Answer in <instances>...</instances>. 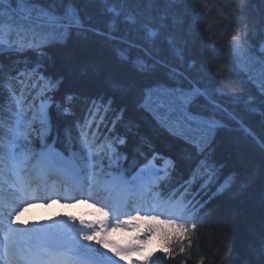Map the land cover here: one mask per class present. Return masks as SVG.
Listing matches in <instances>:
<instances>
[{"label": "trees", "instance_id": "16d2710c", "mask_svg": "<svg viewBox=\"0 0 264 264\" xmlns=\"http://www.w3.org/2000/svg\"><path fill=\"white\" fill-rule=\"evenodd\" d=\"M28 6L62 19L52 25L36 12H20L16 0L0 4L1 24L31 25L50 38L0 50V84L26 92L31 105L43 82L32 87L39 78L32 71L23 84L15 77L39 66L45 80L59 81L47 93L54 99L51 138L75 144L83 130L99 143L124 136L116 168L128 173L155 152L174 161L158 189L174 203L183 196L189 231L168 242L156 234L153 261L264 264V0H30ZM69 6L71 21L64 18ZM10 113L0 87V141ZM144 217V224L166 220ZM129 235L115 230L119 243Z\"/></svg>", "mask_w": 264, "mask_h": 264}, {"label": "snow or ice", "instance_id": "6c2138e0", "mask_svg": "<svg viewBox=\"0 0 264 264\" xmlns=\"http://www.w3.org/2000/svg\"><path fill=\"white\" fill-rule=\"evenodd\" d=\"M5 3H8L9 6H11V0H0V4ZM16 3L20 5V12L26 13L29 16L32 14V12H36L38 17L46 18V22L49 24L55 25L62 19L61 17L56 16L53 11H49L48 9L29 7L28 5L30 4V0H16ZM4 14V10L0 9V16ZM64 18L69 19L70 21L72 19L70 6ZM76 23H79V21L77 20ZM233 39L235 40L236 38L233 37ZM22 46L23 45L21 44L20 47ZM0 49L12 50V43L6 41L4 38L3 26H0ZM237 51H239V48H237ZM32 72L39 77L38 81L34 82L32 87H36L37 83L43 82L38 92V96L42 97L38 106V111L41 118V124L43 126L39 135L41 136V141H43V132L46 130V125L48 123L47 109L50 101V97L47 96V93L53 91L58 86L59 81L53 82L51 80H45L43 76H39V74L36 73L35 69H33ZM21 75H23V73H21ZM29 78H33L32 74H30ZM18 82L23 84V81L18 80ZM0 87H3L7 90L8 95L11 97V101L15 103L17 109L16 112L13 113L14 120L9 126L8 131L11 134V139L9 142V155L12 160L16 161L15 167L19 168L23 165L27 157L24 154H21L19 156L16 155L14 149L17 147L20 138L24 136L25 130L30 128V125L25 124L23 120V96L21 95L18 97L16 95V92L13 90V87L10 82H4L0 84ZM68 99L70 100L71 97H68ZM65 111H68V109H65ZM93 119H95V113H93ZM101 119H103V117H101ZM2 123L3 122H0V126H2ZM85 127H91V121H87ZM119 142L121 144L124 143L122 139ZM81 143L83 149L87 150L88 153L84 168L90 169L91 165L87 161L91 159V146L89 144L87 134L84 132L81 133ZM108 151L110 153L116 152V149L112 146L111 143L108 144ZM40 155H44V153L41 152ZM57 164H59V161L52 162L53 167H56ZM150 164L151 161H149V165ZM3 165L4 157L0 155V233H3V247L2 252H0V260L4 259V257H8L9 259H16L17 240L23 235H38L42 233H47L49 231L58 230L63 232L64 234V247L67 249V252L70 253V255L67 256V259L71 261L72 264H120V260L127 259L126 254L130 253L139 254L142 260L144 261V264H147L148 259L151 257V253L145 251V245L147 243H150L151 238L144 241H141L139 238H137L135 241H133L127 246H121L119 244H116L115 241L109 239V233L115 231L117 228L139 227V225H134L131 223V221L141 220L139 210H137L136 215L124 213L123 209L126 206V201L123 203L108 204L101 200H96V203H103L104 208L109 209L111 211L112 226H110L108 221L106 220L93 222L80 220L79 225H83V227H80L77 225L75 217H71L63 221L57 222V224L54 226L41 225L39 226V228L33 226V229H21L11 227V223L13 222L12 218L18 217L30 203L35 202L37 200V197L34 195V193L25 191L23 197H21L16 202L15 206L9 208L6 200L4 199V196L2 195L3 183L5 179ZM149 165H145V168H147ZM207 167L208 166L205 165V168ZM141 172H144V169H141ZM63 174L66 176V178L69 175L67 170H63ZM91 175L94 177L95 173L92 172ZM165 175H167V171H165ZM208 179H212L211 172H209ZM71 182L75 186L79 187L83 184V178L73 179ZM94 183L95 182L93 181V184ZM23 184L24 182L21 180L20 186L22 191H24ZM124 184V190L129 194L135 196L143 195L145 187L144 185L132 184L129 186L127 182H124ZM226 184L227 182H225V185H222L220 189H218V191H222ZM53 195H59V193L54 191L47 192L46 195L41 197L40 199H45L50 202ZM66 198L68 197L61 196V199ZM88 198L89 200L93 199L91 195V188L89 189ZM71 199L73 200V202H78L76 201L75 197H72ZM182 201L183 196H181V198L175 201V203L172 205L173 211L167 214L169 218L165 221L160 222V224H150L148 227V232L151 233L153 236L156 234H162L166 242L170 241L172 235L174 234L182 238L184 234L189 231V229L185 227L183 223L177 224V220L191 219L190 215L185 214L188 206L187 204L182 203ZM152 210V208L146 209V211H148L149 213H151ZM105 215L107 216L108 212H105ZM122 215H127V219H121ZM158 218V215H148L143 219L157 221ZM6 219L9 221L7 224H5ZM161 224L170 226L172 231L164 230V228L160 226ZM191 228L195 229L196 224L192 223ZM96 245L101 246L102 249H110L113 255H109L108 252H101V249L97 248ZM162 250L166 254L171 255L167 247H164ZM183 251L184 249L181 248V252ZM116 257H119L120 260H117ZM33 259L39 260L41 259V257L35 256L33 257Z\"/></svg>", "mask_w": 264, "mask_h": 264}, {"label": "rangeland", "instance_id": "374dc122", "mask_svg": "<svg viewBox=\"0 0 264 264\" xmlns=\"http://www.w3.org/2000/svg\"><path fill=\"white\" fill-rule=\"evenodd\" d=\"M57 14V13H55ZM3 18L0 17V21ZM0 26H3L4 29V38L6 41L11 42L12 43V49H23L26 48L28 46H31L32 43H46L47 41L50 40V38L46 37L45 35L41 36L39 34V31L36 30L35 27L33 26H27L25 28L21 27L18 25V23H15L13 25H4L0 23ZM22 32V33H21ZM23 45L22 47H20V45ZM0 50H7V49H0ZM27 70H22L21 73H25ZM42 99V98H41ZM38 100V105L40 103V100ZM52 104V99H50L49 101V106ZM48 106V108H49ZM38 109V107H37ZM17 110V109H16ZM47 113H48V123L46 125V130L43 132V141H41V136L39 135V133L42 130V127H39V123H41V118H37L34 122L33 118L35 115V109L33 110V112L28 115L27 112H23L24 117H26L27 119L24 120V122L28 125H30L29 129L33 130L34 136L37 137L39 139L38 143L39 146H36V148H32V147H23L20 146V148H18V144H17V150L14 149L16 155H21L24 154L26 157H30L33 158L32 159V165L31 167H38V162L43 158V156L45 155V153L47 152V149L53 147L54 145H49L47 144V139L49 136V132H50V127H49V112L47 109ZM39 114V111H38ZM40 116V115H39ZM11 136V134H10ZM9 142L10 141H6L5 144H3L2 148H3V152H2V156L4 157V173H7L9 175V178L12 181V185H14L15 183H20V181L22 180L24 182L23 187H24V191L27 187V184L29 185L31 181H27L28 179H23L21 178V174L22 171L24 169V164H26L27 159L25 160V162L23 163L22 166H20L19 168L15 167L16 165V161L12 160L10 158L9 155ZM112 144V146L116 149L115 153H110L108 151V144ZM54 148L60 152L61 154H64L63 151L59 148H56V146H54ZM83 151V147L81 148ZM43 152L44 155H40V153ZM103 154L105 155V157L109 160H113V163H117L118 159H119V154H118V148L116 146V144L112 143V142H108L106 144V146H104L103 150H102ZM66 156L73 154L74 157L78 160V162H71L70 167H69V172L71 173L73 171V169H76V171H79L80 168H84V164L86 162V158L88 156V153H84V152H66ZM44 161V160H43ZM149 161H151V164L149 165ZM90 164V160L87 161ZM112 163V162H111ZM43 163L40 164V166ZM91 165V164H90ZM145 165H149L147 168H145ZM167 165V167H166ZM173 166V160L169 157L157 154L155 156H153L151 159H149L147 162H145L143 165L139 166L136 170L132 171V173L130 174V176L128 178H126L125 176H123L122 174L117 175L115 174L113 171L108 170L103 171L102 169H99L98 171H91L90 169H85L87 170L88 176L90 178H93L94 182L97 183V188L94 190V192L91 193L93 199H91L90 201L93 202L94 204V200L95 198H97L98 200H105L107 199V197L109 195H111V198L115 201L118 202V196L115 194L116 190H122L125 187L124 182H127L128 185H132L134 183V179L132 178L133 175L137 172L138 175H143L142 178L139 179L138 183H142L145 184L146 186H148L149 189V203L148 204H144L141 206H136L134 204H131L132 209H129L128 213H130L131 215H136L137 210H139V214L140 213H147L148 211H146V209L152 208L153 210L151 211V213H158L160 214L162 209H169L168 213H171L173 211L172 209V203L169 201H164L159 194L156 192V190L152 189V187H154L155 185H157L158 180L163 177L165 175V171L168 172V170ZM141 169H144V172H141ZM9 170H12V174L9 173ZM75 171V170H74ZM26 172V171H25ZM94 172L95 176L93 177L91 175V173ZM112 180H116V188L113 189L111 191V193H106L105 196L103 195H99L98 193V189L99 188H105L107 187V184L110 183ZM136 183V184H138ZM36 188H33V190H35ZM152 189V192H151ZM62 192V191H61ZM4 193H2L3 195ZM98 194V196H97ZM60 195V196H59ZM57 197L51 198V201L49 202L48 200H36L35 202L30 203L27 207L25 211H22L21 214L19 215V218L14 220V222L11 223V226L13 228H20L21 224L24 223L25 221H29V225L28 226H23V229H33V226L37 225L40 221H43L47 218H51L52 215H57L58 211L62 208V206L65 205V203H70V207L67 209L68 210V216H72L75 217V220L77 218H82L85 217L86 221L88 219H93L95 221H98V219L96 218H100L99 215L97 214V216L94 218L92 216L96 215L95 211H93L91 205L89 204V206L85 205V201L89 200L87 194H83L81 196L76 197L75 199L79 201V203H75L73 202V200L71 199L72 197H68L66 199H61V196H64L61 194H59ZM40 197V195H39ZM13 202H17V200L15 199H11ZM53 203H60V207L58 209H55L54 211H49V205L53 204ZM103 204V203H102ZM104 205V204H103ZM137 207V208H136ZM11 208V207H10ZM171 208V209H170ZM71 209H75V215L70 214V210ZM65 210V209H62ZM105 212H107V210H105ZM127 213V214H128ZM167 213V214H168ZM165 215L167 218H169L168 215ZM121 219H127V215H122ZM101 220H106L108 221L109 225L112 226V214L111 211H108V215L106 216L104 213V217ZM132 224L134 225H139V227H127L129 229H132L135 234L132 235V237L130 238V240L125 243V245L123 246H127L129 244H131L133 241H135L137 238H139L141 241L144 240H148L150 239V245H151V241L153 240V235L151 233L148 232V227L149 225L145 226L143 225V223L138 220L135 222H132ZM182 223V220H177V224ZM47 234V238H48V233ZM34 236V235H33ZM109 239L114 241V237L111 235V232L109 233ZM55 237L52 238V241L54 243ZM87 243V242H86ZM49 245V243H48ZM2 247H0V252H2ZM148 253H153V249L150 248L147 251ZM131 259L133 260L134 264H144V261L142 260V258L138 255H132ZM3 263L5 264L7 263V260L2 259ZM152 259L151 257L148 259L147 264H152Z\"/></svg>", "mask_w": 264, "mask_h": 264}, {"label": "bare ground", "instance_id": "6f19581e", "mask_svg": "<svg viewBox=\"0 0 264 264\" xmlns=\"http://www.w3.org/2000/svg\"><path fill=\"white\" fill-rule=\"evenodd\" d=\"M44 158L47 161L53 162V161H59V163L62 165V168L65 167H70V163L73 160V157L71 155H68L67 157L63 156L60 152H58L56 149L54 148H50L48 149V151L45 153ZM138 172V171H137ZM137 172L133 175V179H134V183L136 184L138 183L139 179L142 178L143 175H138ZM9 173L12 174V170H9ZM32 171L28 174L31 175ZM25 170L23 169L22 171V175H25ZM4 183H3V192L6 194L8 199H5L8 206L10 207L11 201L9 199H15L16 196H20L22 195L23 191L21 190V186L20 184H16L14 187H12L11 183L12 181H10L9 175L7 173H4ZM10 181V182H9ZM116 185V180H112L109 184H108V189L113 187L115 189ZM137 185H143L142 183H138ZM125 188V187H124ZM123 188V197H121V199L123 201H126V197L128 195V192H126ZM146 189V187H144ZM144 193V192H143ZM130 202L133 201V199H129ZM108 203H112V201H107ZM86 205L88 206L89 203L87 202ZM67 211H60L58 213V215L52 216L51 218H47L43 221H40L37 225H35L37 228H39V226L41 225H46V226H54L57 224V222L59 221H63L65 219H68V215H67ZM66 215V216H65ZM16 217L12 218L13 220H15ZM9 221L6 222V224ZM12 227V226H11ZM48 233V238H47V234L44 235L45 239L42 240L43 244H46L47 241L49 242H53L52 238L54 237H58V236H64L63 232L55 230V231H49ZM24 239L27 237V235H23ZM3 245V242H0V247ZM19 253V251H18ZM8 258V257H5Z\"/></svg>", "mask_w": 264, "mask_h": 264}, {"label": "water", "instance_id": "95a60500", "mask_svg": "<svg viewBox=\"0 0 264 264\" xmlns=\"http://www.w3.org/2000/svg\"><path fill=\"white\" fill-rule=\"evenodd\" d=\"M117 260H120V259H117ZM120 264H131V263L127 260H120Z\"/></svg>", "mask_w": 264, "mask_h": 264}]
</instances>
